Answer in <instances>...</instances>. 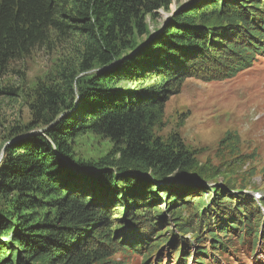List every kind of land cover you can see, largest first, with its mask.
Here are the masks:
<instances>
[{"label":"trees","instance_id":"obj_1","mask_svg":"<svg viewBox=\"0 0 264 264\" xmlns=\"http://www.w3.org/2000/svg\"><path fill=\"white\" fill-rule=\"evenodd\" d=\"M171 1L0 0V264H124L116 253L141 252L144 264H160L177 233L199 247L193 264H215L235 233L240 248L264 243V198L217 182L223 164H202L176 133L155 134L185 80L222 81L264 55V0H199L159 26ZM56 40L69 56L30 94L5 81L14 63ZM24 95L28 123L7 122L8 101ZM85 135L111 148L82 156ZM221 142L217 150L236 152L239 136ZM159 195L171 219L157 210ZM124 220L142 226L133 241Z\"/></svg>","mask_w":264,"mask_h":264},{"label":"rangeland","instance_id":"obj_2","mask_svg":"<svg viewBox=\"0 0 264 264\" xmlns=\"http://www.w3.org/2000/svg\"><path fill=\"white\" fill-rule=\"evenodd\" d=\"M193 1L195 0H172L170 11L160 10L156 22L160 26L165 16L174 13L177 6ZM152 21L150 16H147L150 28L153 26ZM70 49L68 43L58 40L54 44L37 47L29 56L12 65L13 72L5 77V81L21 88L23 94H30L39 80L56 71V64L63 56H69ZM5 110L7 122L28 123L29 112L25 104V95L15 101H8ZM226 132H233L239 136L236 152L222 148L217 150L219 145H225L221 141ZM172 133L181 137L191 149L198 150L196 155L202 164L206 160L212 166L223 164L220 169L222 175L215 178L217 182L229 181V185L236 190L244 188L246 194L252 197L253 194H257L264 198V55H259L249 69L222 81H201L195 78L185 80L180 93L168 99L161 124L155 128V134L163 138H167ZM77 144L79 146L76 149L80 155L87 158L101 156L111 148L108 141L93 135L78 138ZM190 183H202L209 188L212 181L209 183L190 181ZM206 196L207 194L202 196L205 202L208 200L204 198ZM165 203L167 199L160 196V201L156 202L155 206L171 219L169 207L168 205L164 207ZM115 223L119 224V222ZM124 223L135 230L132 241L143 231L142 226L136 228L126 220ZM171 225L170 220L156 226V233H163L171 228ZM236 236V233L232 236L231 242L234 247L231 246L233 249L231 252L211 256L215 264H264V243L253 250L255 254L251 256L253 251L240 248ZM173 238L175 241L171 254L168 256L169 251H163L164 258L160 264H193L189 256L193 251L197 253L199 248L194 246L193 237L180 233L175 236L169 234V241ZM246 239L248 240V237ZM206 245L200 244L201 247H205L203 248L205 251L210 250ZM179 246L182 247V251L185 249V253L181 252V255L185 256L183 263L177 258L175 262L174 252ZM236 249H239L238 252ZM157 252H160V249L154 250L150 259H153ZM142 255V252L127 256L116 253L114 259L120 260L121 263L125 262L124 264H144ZM206 257L208 258V255Z\"/></svg>","mask_w":264,"mask_h":264},{"label":"water","instance_id":"obj_3","mask_svg":"<svg viewBox=\"0 0 264 264\" xmlns=\"http://www.w3.org/2000/svg\"><path fill=\"white\" fill-rule=\"evenodd\" d=\"M195 1H199V0H195ZM195 1H193V2H195ZM172 14H173V13H169L167 16H165L163 24H165V21H166V20H167Z\"/></svg>","mask_w":264,"mask_h":264}]
</instances>
